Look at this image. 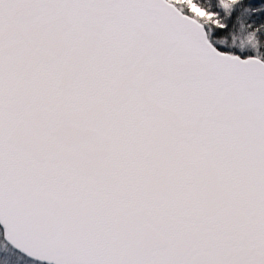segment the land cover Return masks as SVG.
I'll return each mask as SVG.
<instances>
[{
	"label": "snow or ice",
	"instance_id": "6c2138e0",
	"mask_svg": "<svg viewBox=\"0 0 264 264\" xmlns=\"http://www.w3.org/2000/svg\"><path fill=\"white\" fill-rule=\"evenodd\" d=\"M0 264H264V0H0Z\"/></svg>",
	"mask_w": 264,
	"mask_h": 264
}]
</instances>
